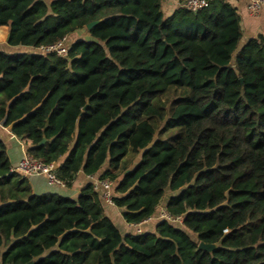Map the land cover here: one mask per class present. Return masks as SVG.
<instances>
[{"label":"trees","instance_id":"trees-1","mask_svg":"<svg viewBox=\"0 0 264 264\" xmlns=\"http://www.w3.org/2000/svg\"><path fill=\"white\" fill-rule=\"evenodd\" d=\"M161 1L0 0L6 44L32 47L0 49V123L65 186L110 180L127 223L166 191L179 219L121 234L90 179L35 194L0 139V264H264V34L240 44L227 0ZM63 36L66 55L37 52Z\"/></svg>","mask_w":264,"mask_h":264},{"label":"crops","instance_id":"crops-1","mask_svg":"<svg viewBox=\"0 0 264 264\" xmlns=\"http://www.w3.org/2000/svg\"><path fill=\"white\" fill-rule=\"evenodd\" d=\"M180 1L181 0H162L161 8L164 15H170L173 12V10L179 5ZM227 1L236 8V11L239 15V24L242 33L240 44H242V42H244L249 37L255 36L258 33L264 34V5L261 6L257 14H251L247 10V4L249 3V0H227ZM0 32L3 33V38L6 42L8 27L6 25L1 26ZM8 48H10L9 51H27V50L30 51L29 49L30 48L32 49V47H27V46H8ZM0 135H3L0 136V139L3 142L4 141L6 142L5 144L6 154L9 163L13 168L15 167L17 161L21 158V156L25 152V145L16 136L10 133L8 128L4 127L1 123H0ZM26 178L31 187V191L35 194L51 193L55 195L69 196L71 198H75L79 193L81 187L84 186L90 179L89 175H85L83 172L80 171L78 172L73 184L70 187H67L65 185L61 186L54 183H49L45 175L43 174L26 176ZM100 195L103 201V208L106 215L115 223L117 227H119L118 228L119 231L120 229L123 230V232L120 231L121 234L139 233L142 231L153 232L156 222L159 220V218H163L159 215L160 212L157 211L151 217L143 220L140 223L137 224L127 223L121 216V210L116 206H114L113 203H109L106 200H104L102 196V191ZM167 196H165L163 203L164 205ZM163 209L165 210V208ZM172 220H177V219H172Z\"/></svg>","mask_w":264,"mask_h":264},{"label":"built area","instance_id":"built-area-1","mask_svg":"<svg viewBox=\"0 0 264 264\" xmlns=\"http://www.w3.org/2000/svg\"><path fill=\"white\" fill-rule=\"evenodd\" d=\"M182 4L185 6L186 9L196 12L200 9L205 8L208 5L207 0H182ZM264 5V0H249L247 4V10L251 14H257L261 6ZM68 49V37L63 36L60 40L55 43L41 45L36 47L37 52L40 53H49L54 52L58 56H64L67 53ZM14 171L18 172L23 176H31V175H45L47 181L49 183H54L57 185H64V183L58 178L59 170V163L57 161L51 163H43L42 160L35 158L28 154L26 151L23 153L21 158L17 161L15 167L12 168ZM91 182L93 183V187L97 190H102L103 199L109 203H112L111 200V185L112 182L106 179H97L93 175H89ZM159 215L166 219H177L172 218L169 214L162 210L160 211Z\"/></svg>","mask_w":264,"mask_h":264},{"label":"rangeland","instance_id":"rangeland-1","mask_svg":"<svg viewBox=\"0 0 264 264\" xmlns=\"http://www.w3.org/2000/svg\"><path fill=\"white\" fill-rule=\"evenodd\" d=\"M85 35V33H84V31H80V32H74L71 36H70V38H69V40H73V39H76V38H78V36H84ZM0 49L1 50H5V51H8L9 52V50H10V48H8V45L6 46V42H5V40H4V38H3V33L2 32H0ZM30 51L32 50L31 48L29 49ZM0 136H3V135H0ZM15 139V138H14ZM19 142V141H18ZM4 143L6 144V142L4 141ZM169 192L168 191H166V196H167V194H168ZM164 199H165V196L163 197V199H162V201H161V203H160V205L158 206V212H160V211H162V210H164L163 208H164ZM119 228V227H118ZM186 230V232L189 234V236L192 238V239H194V240H196V236H195V234H193L191 231H189V230H187V229H185ZM120 231L121 232H123V230H121L120 229Z\"/></svg>","mask_w":264,"mask_h":264},{"label":"water","instance_id":"water-1","mask_svg":"<svg viewBox=\"0 0 264 264\" xmlns=\"http://www.w3.org/2000/svg\"><path fill=\"white\" fill-rule=\"evenodd\" d=\"M97 22H98V20H93V21L88 22L86 24V28L89 29L91 26H93ZM44 140H45V138L43 137L42 140L40 141V143L44 142ZM197 246L199 249H203L206 251H212L216 248V244L204 243L202 241H200ZM24 264H30V263H24Z\"/></svg>","mask_w":264,"mask_h":264}]
</instances>
